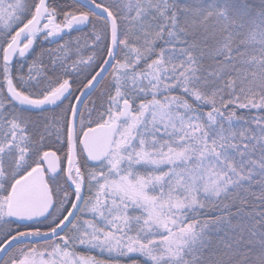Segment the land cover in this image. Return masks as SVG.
<instances>
[{
    "label": "snow or ice",
    "instance_id": "snow-or-ice-1",
    "mask_svg": "<svg viewBox=\"0 0 264 264\" xmlns=\"http://www.w3.org/2000/svg\"><path fill=\"white\" fill-rule=\"evenodd\" d=\"M0 264H264V0H0Z\"/></svg>",
    "mask_w": 264,
    "mask_h": 264
}]
</instances>
